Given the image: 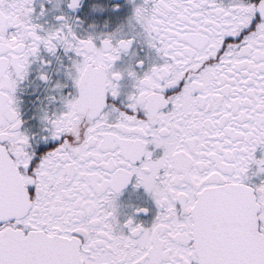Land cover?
<instances>
[{
  "label": "snow or ice",
  "instance_id": "obj_1",
  "mask_svg": "<svg viewBox=\"0 0 264 264\" xmlns=\"http://www.w3.org/2000/svg\"><path fill=\"white\" fill-rule=\"evenodd\" d=\"M0 264H264V0H0Z\"/></svg>",
  "mask_w": 264,
  "mask_h": 264
}]
</instances>
